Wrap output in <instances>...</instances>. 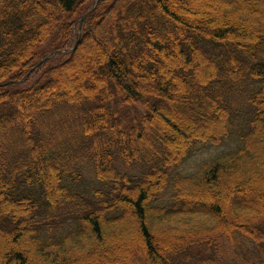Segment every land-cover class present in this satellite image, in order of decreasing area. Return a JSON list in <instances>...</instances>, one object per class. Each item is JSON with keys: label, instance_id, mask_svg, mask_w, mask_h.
Returning <instances> with one entry per match:
<instances>
[{"label": "trees", "instance_id": "16d2710c", "mask_svg": "<svg viewBox=\"0 0 264 264\" xmlns=\"http://www.w3.org/2000/svg\"><path fill=\"white\" fill-rule=\"evenodd\" d=\"M263 105L264 0H0L3 263L264 264Z\"/></svg>", "mask_w": 264, "mask_h": 264}, {"label": "rangeland", "instance_id": "374dc122", "mask_svg": "<svg viewBox=\"0 0 264 264\" xmlns=\"http://www.w3.org/2000/svg\"><path fill=\"white\" fill-rule=\"evenodd\" d=\"M249 6L250 8L253 7V2L250 1L249 3ZM188 15L190 18L194 19V20H200L203 24V28L209 30V31H212V27L210 25H208L210 22H215V21H221V23H225L227 25H230L232 24L233 22L229 19H226V18H221L218 14V11H217V5L215 4H211V3H207V4H203V5H195V6H190L188 9ZM103 60L102 59H99L97 61L98 62H102ZM93 66V60L91 57L88 58L87 62H86V65L84 66V68L82 69V71L84 70H89L91 67ZM105 72H103L102 74H104ZM129 83H133V79L129 81ZM77 88L79 87V83L76 84ZM263 109H264V105H263ZM260 121H263V127H264V113H262L261 115V118L259 120ZM181 123V128H185V130L187 131V128H186V124L183 123V122H180ZM189 130V129H188ZM222 150V149H220ZM219 150L217 151H213L211 152L210 154H201V155H198L196 154L195 157L186 165L185 169H186V172L187 173H190V172H193L195 171L196 167L194 168V166H196L197 164H199L203 159H206L210 156H213L215 155L216 153H218ZM176 221H173L172 223H168L167 225H176ZM20 250L22 251V248L19 247V246H16V245H13L11 243V240L10 239H7V238H0V264H4V258H5V255L9 252V251H12V250Z\"/></svg>", "mask_w": 264, "mask_h": 264}, {"label": "water", "instance_id": "95a60500", "mask_svg": "<svg viewBox=\"0 0 264 264\" xmlns=\"http://www.w3.org/2000/svg\"><path fill=\"white\" fill-rule=\"evenodd\" d=\"M84 18V17H83ZM78 42V41H77ZM77 42H76V45H77Z\"/></svg>", "mask_w": 264, "mask_h": 264}]
</instances>
